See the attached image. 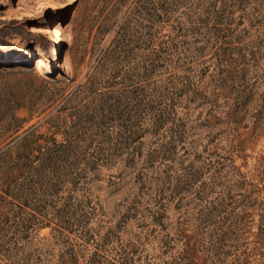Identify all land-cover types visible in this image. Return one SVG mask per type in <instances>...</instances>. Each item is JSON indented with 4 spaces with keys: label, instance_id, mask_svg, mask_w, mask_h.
<instances>
[{
    "label": "rangeland",
    "instance_id": "374dc122",
    "mask_svg": "<svg viewBox=\"0 0 264 264\" xmlns=\"http://www.w3.org/2000/svg\"><path fill=\"white\" fill-rule=\"evenodd\" d=\"M263 96L264 0H0V264H264Z\"/></svg>",
    "mask_w": 264,
    "mask_h": 264
},
{
    "label": "trees",
    "instance_id": "16d2710c",
    "mask_svg": "<svg viewBox=\"0 0 264 264\" xmlns=\"http://www.w3.org/2000/svg\"><path fill=\"white\" fill-rule=\"evenodd\" d=\"M41 37H44V35H40ZM46 38L47 41L50 42L49 39H47V37H44ZM262 101L264 102V96L262 97ZM61 147H65L64 145ZM31 151V155H33L34 158H38V159H41V160H48V159H51L52 157L56 156V153L53 149H50V148H47V150H43V148L41 146H38L36 149H30ZM62 151L65 152L66 150L64 148H62ZM37 152V153H36Z\"/></svg>",
    "mask_w": 264,
    "mask_h": 264
},
{
    "label": "bare ground",
    "instance_id": "6f19581e",
    "mask_svg": "<svg viewBox=\"0 0 264 264\" xmlns=\"http://www.w3.org/2000/svg\"><path fill=\"white\" fill-rule=\"evenodd\" d=\"M34 32H38V33H41L42 30L41 29H38V28H34L33 30ZM61 31H59V29L57 28V26L55 27H52L50 28L49 30V33H50V38L53 40V41H57L61 35L60 33ZM56 49V48H55ZM38 63L39 65H43L45 63V60L42 59V58H39L38 60ZM40 72V71H39Z\"/></svg>",
    "mask_w": 264,
    "mask_h": 264
}]
</instances>
